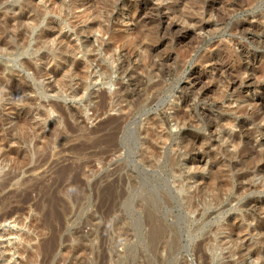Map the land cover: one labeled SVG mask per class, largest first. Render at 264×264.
<instances>
[{"label": "rangeland", "instance_id": "374dc122", "mask_svg": "<svg viewBox=\"0 0 264 264\" xmlns=\"http://www.w3.org/2000/svg\"><path fill=\"white\" fill-rule=\"evenodd\" d=\"M0 236V264H264V0H0Z\"/></svg>", "mask_w": 264, "mask_h": 264}, {"label": "bare ground", "instance_id": "6f19581e", "mask_svg": "<svg viewBox=\"0 0 264 264\" xmlns=\"http://www.w3.org/2000/svg\"><path fill=\"white\" fill-rule=\"evenodd\" d=\"M241 47V46H240ZM241 49V48H240ZM234 55V54H233ZM35 83V82H34ZM236 84V83H235ZM37 86V85H36ZM38 88V87H37ZM40 88V87H39ZM52 114V113H51ZM50 115V114H49ZM48 117V116H47ZM54 117V116H53ZM60 126V125H59ZM45 127V126H44ZM44 129V128H43ZM150 134H152L151 132H150ZM150 134L149 133H147L146 132V136H145V142H146V144H145V152L149 155V156H147V157H150V158H158L157 157V154L155 153V151H154V153L151 151V149H156V148H154V146H153V144L151 143L152 141H150L149 140V136H150ZM47 135V134H46ZM56 135V134H55ZM151 136H153V135H151ZM153 138V137H152ZM163 137H159L158 139L159 140H163L162 139ZM163 142V141H162ZM144 143V142H143ZM164 143V142H163ZM162 143V144H163ZM144 146V145H143ZM36 150V149H35ZM189 150V149H188ZM188 150L186 149V151H187V153H188ZM156 154V155H155ZM147 157H144V160L145 161H148V158ZM173 158V157H172ZM170 159V158H169ZM155 160V159H154ZM173 160H175V158H173ZM160 161V160H159ZM169 161V160H168ZM175 162V161H174ZM169 163H171L170 161H169ZM174 164V163H173ZM172 163H171V165H173ZM176 170H175V168L174 169H172V176L173 177H176ZM176 190H177V192L179 193V194H184L186 191H185V185L184 184H181V185H178L177 186V188H176ZM186 210L187 211H192V210H194L195 209V205H194V202L192 201V198H191V196H190V194H187V200H186ZM247 205V204H246ZM55 216H56V214H55ZM10 217V216H9ZM51 217V216H50ZM8 218V217H7ZM52 218V217H51ZM11 220V219H10ZM6 230V229H5ZM160 233H163V231H161ZM1 237V236H0ZM7 243V242H6ZM48 248V247H47ZM214 249V248H213ZM215 250H216V247H215ZM48 251H50V250H48ZM213 252V251H212ZM216 252V251H215ZM214 252V253H215ZM8 259V258H7ZM10 260V259H9ZM7 261V260H6ZM10 262V261H9Z\"/></svg>", "mask_w": 264, "mask_h": 264}]
</instances>
